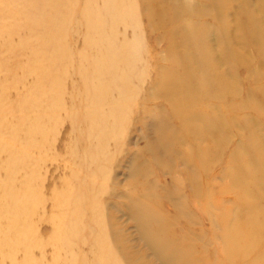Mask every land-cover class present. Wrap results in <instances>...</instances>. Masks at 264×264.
Returning a JSON list of instances; mask_svg holds the SVG:
<instances>
[{"label": "rangeland", "instance_id": "obj_1", "mask_svg": "<svg viewBox=\"0 0 264 264\" xmlns=\"http://www.w3.org/2000/svg\"><path fill=\"white\" fill-rule=\"evenodd\" d=\"M104 1L0 0V264H131L134 254L146 258L139 264H162L151 257L130 211L131 199L140 195L129 186L128 172L137 158L138 163L148 162L145 152L155 138L156 121L162 113L171 116L161 101L165 95L151 88L157 78L153 55L165 54L168 44L165 39L163 44L154 43L147 20L135 16L134 0L119 3L114 19L108 17ZM159 1L151 0L145 9L158 20L164 12ZM209 1L218 8L211 7L213 13L204 22L195 21L196 38L207 37V29L196 31L197 26L206 25L212 31L201 45L202 52L218 53L211 40L223 38L222 10L232 16L236 11L234 21L241 29L258 24L264 28L261 6L255 0L244 12H240V0H229L227 8L222 0ZM196 12L195 20L206 16ZM252 15V23H242ZM122 17L127 20L119 21ZM151 21L158 25L157 20ZM243 40L246 60L264 73L261 55L249 39ZM230 42L231 49L239 52L238 41ZM117 54L123 55L124 66L115 70ZM195 57L203 64L189 68L195 75V101L190 100L195 102L192 161L199 185L195 183V199L187 201L194 225L182 218L177 226H190L203 240L201 250L195 245V260L199 251L206 250L210 260L222 264L219 258L233 249L234 255L241 252L247 257L246 252L260 241L252 240L243 251L229 249L223 232V228L229 231L228 225L215 205L224 210L242 205L240 210H245L239 199L242 186L216 181L233 164L230 154L235 150L239 151L235 165L249 178L262 179L264 148L256 152L251 145L259 144L258 137L250 135L252 128L257 136L264 130V93L256 89L259 84L264 87V75L253 83L246 79L248 72L238 68V61L219 65ZM212 58L210 62L215 61ZM225 71L239 81L234 84ZM221 75L226 81L222 85L217 84ZM189 86L185 97L192 95ZM244 98L255 109L243 103ZM233 100L243 103L238 111L231 108ZM213 104L226 122L228 117L235 119L217 139L200 130L198 120L211 118L208 110ZM171 125L177 127L175 120ZM149 171V180L159 188L170 186L169 173L159 166ZM248 185L254 195L261 190L249 181L243 186L245 193ZM216 200L220 203L215 204ZM160 206L174 215L164 199ZM241 222L234 224L240 233L245 231ZM125 253L130 257H123ZM234 261L241 264L239 258Z\"/></svg>", "mask_w": 264, "mask_h": 264}, {"label": "bare ground", "instance_id": "obj_2", "mask_svg": "<svg viewBox=\"0 0 264 264\" xmlns=\"http://www.w3.org/2000/svg\"><path fill=\"white\" fill-rule=\"evenodd\" d=\"M123 1L124 0L104 1L109 18L114 19L115 15H118L117 9L119 3L122 5ZM134 1L137 4L135 16L136 18L141 16L144 20H147V27L149 28L147 30L150 32V36L154 37V43L156 45L163 44L162 39H165L168 44L166 47L167 50H165V54L162 56L153 55L152 53L154 57L152 65H155L154 70L157 73V78L153 85H151V88H156L158 95H165V98L161 101L167 105L168 112L171 116H164L162 113V116L158 117L154 130L155 138L152 140L151 146H149L145 152L147 156L149 155L148 162L138 163L140 160L137 158L135 164H132V167L129 168L128 184L132 188L138 190V194L140 195L136 200L131 199L132 201L129 204L130 211L132 212L133 219L138 228L142 229V240L150 248V252L152 251L151 257L154 259L157 258L160 263L205 264L208 262L209 264H216L210 260L209 251L206 250L199 251L195 260V245H199L197 248L201 250V247L204 246H201L203 240L200 236H195V232L190 229V226H187V228L177 226V223H179L182 218L189 220L188 225H194V219L190 216L191 214L187 201L190 203L191 199H195V183L197 186L199 185L197 184L199 183L198 180L196 182L194 181L195 162H193L195 160V102H190L192 99L195 101V75L192 73L194 71H190L189 68L192 67L193 70H195V66L198 68L202 67L200 65L203 64L201 61H198L195 56L202 57L203 63L207 61L210 64L219 65L224 64L227 60H235L238 61L239 69L248 72L246 79L248 78L251 81L262 80V75H264V73H261L257 66L251 65V63L246 60V55L242 50H245L246 47L243 39H249L254 47V51L261 55L262 65L264 67V28L263 26L259 27L260 25L258 24L256 27L250 25L248 28L241 29L237 22L234 21L237 12H232V16L231 14H228L229 12L223 14L224 10H222V16L219 18V23L220 30L223 32V38H219V40L216 41L211 40L212 48L215 52L218 51V53L212 54V51L205 53L202 52L201 45L207 43L205 39L211 36L212 31L209 28H206V25L201 27L197 26L198 29H196V31L207 29V37L204 39L196 38L197 33L195 34V21L198 22L206 17H211L213 11L210 8L217 9L218 7L216 6V3L209 5L211 3L209 0V4L206 0H160L159 4L163 7L164 12L158 20L157 17L151 18L146 12V5L151 0ZM222 1L225 8H227L229 0ZM255 2H258L261 6L259 7V11H261L262 14L259 15H262L261 20L264 21V1L255 0ZM250 4L251 0H240V12H244L243 10L246 8L248 9ZM195 10L198 11L196 12ZM194 12L198 13V16L203 13V15L206 16L198 17V19L195 20L193 17L195 15ZM199 12H202V14ZM245 17L247 20L241 21L246 25H249V23H252L254 20L253 15L252 17ZM124 19L125 18L122 17L119 21H123ZM152 19L154 21L157 20L158 25H155L151 21ZM126 20L127 19L124 21ZM232 39L238 41L239 52L231 49L232 43L230 41ZM219 55L221 56L220 59L217 58ZM210 57H215V59L212 58L215 61L210 62ZM114 58L116 60L115 70L118 66H124V57L122 54H117ZM258 66L260 67V65ZM179 71L181 72V75L178 73ZM258 71L260 72V75L258 74ZM225 72L230 76L231 80L235 81L234 84H236L238 77L233 75L231 71ZM210 78L212 81L215 79L212 76ZM226 78L228 77L226 76ZM119 79L126 81L121 77H119ZM254 81L252 82L255 83ZM210 83L212 84V82ZM224 83H226L224 75L217 77V84L222 85ZM188 84L190 85L189 87H191L189 90L192 91V95L185 97L183 92L185 91V88H188ZM123 85L125 86L126 84L124 83ZM227 87L229 88L230 85L225 88L227 89ZM258 87L259 88L256 89L264 93V87L260 84ZM154 97L156 96L150 98L153 99ZM243 100V103L254 108L253 106H255V104L249 101L248 98H244ZM145 103H147V101ZM243 103L241 102L240 104L238 101L233 100L231 108L238 111ZM208 111L210 113H208V115H211V118L206 116L198 117V120L201 121L200 130L207 132L210 138L217 139L227 130V124H231L235 119L228 117L229 122H226L223 116L217 113L218 110H215V105L213 106V109L211 108ZM172 114H174V116H172ZM91 117L92 116H90V118ZM237 117H239L237 120L242 121L240 119L242 116ZM172 120H175L178 128H175L172 125L170 126ZM188 136L193 139H188ZM250 136L254 139L258 137L259 144L257 146L254 144L251 145L256 152L259 153L263 151L264 130L262 134L260 133V135L257 136L256 130L252 128ZM238 152V150H235L230 154L233 164L224 171H221V174L217 177L216 181H227V183L234 188L242 186L239 199L241 198L245 204V210H240L242 205L234 210L220 209L215 205V210L217 209L216 211L219 212V216H222L221 218L223 219V222H225V225H228L229 231L223 228V232L225 233V237H227L225 244L229 249L232 247L239 248L243 251L242 248L247 246V244H250L252 240L257 241L260 239V241L254 243L255 248L253 251L246 252L247 257L241 256V252H238L239 255H234L232 253L234 252L233 249V251L228 253V256L226 254V256H222L223 258L220 257L219 259L222 264H232V262H235L234 260L236 258L240 259L241 264H247L246 261H252L254 262L253 264H264V172L260 173V178L262 179L259 181L255 180L253 177L249 178L248 175L246 176L242 172V168L235 165ZM256 152L255 154H257ZM191 161L193 163H191ZM153 165L159 166L163 171L169 173V178L171 180L170 186L159 188L158 184L156 185L155 182L149 180L150 178H148L149 176L147 173H150L149 170L154 167ZM252 167H255V164H252ZM249 181L254 182V189L261 187V190L255 192V195L253 192L249 191V185L247 186V192H244L243 186L245 185V182ZM213 184H215V182ZM183 191H187L189 194H186V192ZM161 199H164L169 204L174 215L171 216V214L165 212L161 208ZM216 202L220 203L219 200H216L215 204ZM242 220L244 223L241 222ZM229 222L231 223L230 225ZM239 222H241V228L245 229V231H242L241 233L237 232L236 227L234 226V224H239ZM123 247L124 245H120L121 252H123ZM127 250L128 248L125 247V252H127ZM14 254L12 255L14 256ZM124 256H127V258L130 257L128 253H125L123 257ZM145 259L146 258L140 254H134L131 257V264H139L141 260Z\"/></svg>", "mask_w": 264, "mask_h": 264}]
</instances>
